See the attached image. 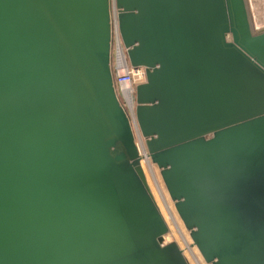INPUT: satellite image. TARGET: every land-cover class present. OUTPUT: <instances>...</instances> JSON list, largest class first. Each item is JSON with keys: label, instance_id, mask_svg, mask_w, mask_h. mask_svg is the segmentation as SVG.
<instances>
[{"label": "water", "instance_id": "95a60500", "mask_svg": "<svg viewBox=\"0 0 264 264\" xmlns=\"http://www.w3.org/2000/svg\"><path fill=\"white\" fill-rule=\"evenodd\" d=\"M206 264H264V26L249 0H0V264H190L114 87Z\"/></svg>", "mask_w": 264, "mask_h": 264}, {"label": "built area", "instance_id": "2783aa9c", "mask_svg": "<svg viewBox=\"0 0 264 264\" xmlns=\"http://www.w3.org/2000/svg\"><path fill=\"white\" fill-rule=\"evenodd\" d=\"M116 9L114 5L112 6L111 11V68L113 74V81L114 87L117 94V97L123 106L129 121L132 125L135 143L138 148V152L141 158V164L143 166L144 171L149 173V177L153 180L155 186L156 182L158 181L154 177L155 166L150 161L148 156L147 150L145 148L144 139L141 136L135 118V107H136V100H135V87L137 84L143 82L145 80V70L141 66L133 67L126 55V49L123 46V43L120 38L118 24H117V17H116ZM145 172V173H146ZM156 173V172H155ZM158 188V187H157ZM160 195L162 199H164L163 194L160 190ZM167 209H169L168 204ZM171 211V210H170ZM169 212V210H168ZM171 213H173L171 211ZM172 216L170 215V218ZM174 217V215H173ZM172 217V218H173ZM174 225L179 232V235L176 233L177 238H182L184 241V245L181 246L179 243V248L183 252L184 256L187 258L190 264H206L201 256L199 255L196 247L193 245L191 239L185 232V236L181 233V228L179 224L175 221V217L173 218ZM183 244V243H182Z\"/></svg>", "mask_w": 264, "mask_h": 264}, {"label": "rangeland", "instance_id": "374dc122", "mask_svg": "<svg viewBox=\"0 0 264 264\" xmlns=\"http://www.w3.org/2000/svg\"><path fill=\"white\" fill-rule=\"evenodd\" d=\"M249 2H250L251 13L253 15V20L255 21L256 26H264V0H249ZM155 172H154V174H155L154 177L158 180L156 182V185L158 188L155 186L153 180L149 177V173L146 172L145 174H146L149 186L151 188V191L154 195V198H155V200H156V202H157V204L161 210V213H162L163 217L165 218L167 225H168V231L165 234V240L166 241H175L178 245H179V243L182 242L183 243V244L181 243V246H182V245H184V241H182V238H180V236H179V238H177V236H176V233L179 235V232L174 225L175 224L173 221L174 217H175V221L176 220L178 221V222L177 221L176 222L179 224V226L181 228V233H183L184 236H185V232L187 233L188 236H189V234H188L187 230L185 229V227L183 226V223L181 222L179 216L177 215V213L175 211V208L173 206V202L171 201V199L169 198V196L167 194V191L163 185V182H162L160 175H159V171L156 168V166H155ZM160 190L164 196V199H162V197L160 195ZM166 203L168 204L169 209H167ZM168 210H169V212H168ZM170 210L173 213H171ZM170 215L172 217L174 215V217L170 218ZM189 238H190V236H189Z\"/></svg>", "mask_w": 264, "mask_h": 264}, {"label": "bare ground", "instance_id": "6f19581e", "mask_svg": "<svg viewBox=\"0 0 264 264\" xmlns=\"http://www.w3.org/2000/svg\"><path fill=\"white\" fill-rule=\"evenodd\" d=\"M188 232V231H187Z\"/></svg>", "mask_w": 264, "mask_h": 264}]
</instances>
